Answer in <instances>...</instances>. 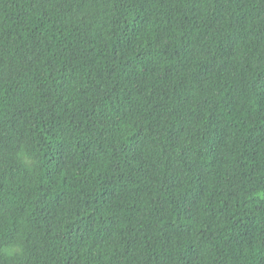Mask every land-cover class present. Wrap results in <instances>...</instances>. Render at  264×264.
<instances>
[{"label":"trees","instance_id":"16d2710c","mask_svg":"<svg viewBox=\"0 0 264 264\" xmlns=\"http://www.w3.org/2000/svg\"><path fill=\"white\" fill-rule=\"evenodd\" d=\"M0 264H264V0H0Z\"/></svg>","mask_w":264,"mask_h":264},{"label":"clouds","instance_id":"9594fccd","mask_svg":"<svg viewBox=\"0 0 264 264\" xmlns=\"http://www.w3.org/2000/svg\"><path fill=\"white\" fill-rule=\"evenodd\" d=\"M0 253H3L5 256L11 258L14 255H22L23 254V248L22 246H13V247H5L3 249H0Z\"/></svg>","mask_w":264,"mask_h":264}]
</instances>
